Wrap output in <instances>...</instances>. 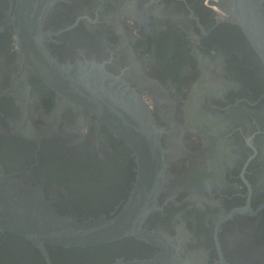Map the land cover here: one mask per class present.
I'll list each match as a JSON object with an SVG mask.
<instances>
[{
    "label": "flooded vegetation",
    "instance_id": "af4514ba",
    "mask_svg": "<svg viewBox=\"0 0 264 264\" xmlns=\"http://www.w3.org/2000/svg\"><path fill=\"white\" fill-rule=\"evenodd\" d=\"M15 5L0 0V172L77 219L117 213L136 179L108 125L37 76L44 49L132 89L178 157L150 238L63 247L0 231V264H264V66L232 2L59 0L31 45Z\"/></svg>",
    "mask_w": 264,
    "mask_h": 264
},
{
    "label": "water",
    "instance_id": "95a60500",
    "mask_svg": "<svg viewBox=\"0 0 264 264\" xmlns=\"http://www.w3.org/2000/svg\"><path fill=\"white\" fill-rule=\"evenodd\" d=\"M59 0H16L8 19L28 45ZM228 0H225L227 2ZM231 16L243 26L264 66V0H229ZM226 11V10H225ZM37 76L58 96L90 110L120 138L137 161V174L120 210L109 216L77 219L57 212L38 185H25L0 172V231L15 233L38 245L63 247L99 245L133 236L150 238L145 225L163 183L178 156L167 155L169 130L157 124L151 110L130 89L100 76L92 65H65L38 52ZM36 54H31L36 59ZM50 71L51 73H48ZM130 95H125V92ZM130 264V263H129Z\"/></svg>",
    "mask_w": 264,
    "mask_h": 264
}]
</instances>
